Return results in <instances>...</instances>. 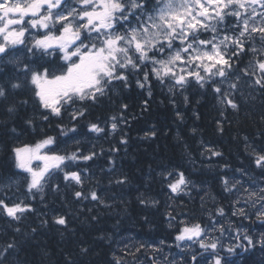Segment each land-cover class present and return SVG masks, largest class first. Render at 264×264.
Returning a JSON list of instances; mask_svg holds the SVG:
<instances>
[{"label":"trees","instance_id":"1","mask_svg":"<svg viewBox=\"0 0 264 264\" xmlns=\"http://www.w3.org/2000/svg\"><path fill=\"white\" fill-rule=\"evenodd\" d=\"M240 11L242 19L245 10ZM237 19L225 16L216 35H235ZM212 35L203 32L200 38ZM253 36L238 56L229 59L232 46L223 49L231 67L225 77H212L203 86L194 77L182 88L170 77L161 81L146 61L124 70L126 81L113 80L104 95H73L59 114L49 108L34 112L40 106L29 90L34 85L19 79L20 69L2 66L0 83L7 95L0 98V200L25 211L12 217L0 208V264H139L137 256L123 260L120 239L173 248L184 224L206 228L212 219L225 227L232 219L245 232L237 236L240 247L235 253L200 251L195 261L185 252V262L215 264L219 257L222 264H264V216H236L232 207L238 181L264 185V162L257 164L264 155V87L254 83L261 76L257 62L264 61V42L259 33ZM15 81L23 86L12 91L9 84ZM49 138L66 156L76 155L67 173L76 172L80 182L60 171L44 195L35 197L26 173L16 166L15 149ZM180 174L188 184L174 192L170 185ZM60 218L65 224L57 223Z\"/></svg>","mask_w":264,"mask_h":264},{"label":"snow or ice","instance_id":"2","mask_svg":"<svg viewBox=\"0 0 264 264\" xmlns=\"http://www.w3.org/2000/svg\"><path fill=\"white\" fill-rule=\"evenodd\" d=\"M240 9L245 10L242 19ZM225 16L238 18L233 28H239V31L233 36L216 35L218 25L222 24ZM133 20L135 24L132 27L120 31ZM57 24L59 36L53 34ZM30 29H44L46 32L27 48L28 54H33L35 49L39 53L38 59L21 69V58L16 52L20 50L18 46L25 45V36ZM209 31L214 34L211 38H200L203 32ZM255 33H259V39L264 42V0H248L247 6L244 0H155L154 4L152 0H126L125 3L121 0H0V65L20 69L35 86L33 91L39 102L56 114L60 113L62 102H70L74 94L80 99L85 95L93 99L97 93L104 95L105 85L112 80L126 81L124 70L138 69L146 61L152 64L153 74L161 81L170 77L176 86L182 88L188 77H194L203 86L212 77H225V69L231 67L222 47L226 50L232 46L231 59V56H238L243 51L244 41L253 40ZM165 50H168V55L158 59ZM252 51H256L255 47ZM39 61L44 63L39 64ZM257 63L261 76L254 83L264 87V61ZM201 70L204 76L200 74ZM0 73H3L2 67ZM4 75L7 77V74ZM147 78L145 73L144 79ZM22 86L19 81L9 84L12 91ZM229 87L236 88L237 85L230 84ZM85 89H88L87 93ZM214 90L220 92V88ZM6 95L7 90L0 83V98H6ZM227 102L233 108L237 107L231 100ZM92 127L97 132L102 131L95 125ZM116 127L113 123L112 128ZM52 142L51 138L45 140L32 153L27 148L15 149L16 166L31 174L29 189L40 184L48 171V161L54 162L53 167H58L66 159L64 156L38 154L41 147ZM33 158L44 160V168L33 170L30 166ZM76 158L73 154L67 159ZM91 158L83 157L85 160ZM262 162L264 155L257 159V164ZM69 175L80 182L76 172L66 174L65 178ZM183 184L185 180L180 174L178 182L170 187L175 192L181 190L180 185ZM75 195L79 197L81 193L76 192ZM91 196L92 199L97 198L95 193ZM0 205L12 217L25 211L19 204L9 207L3 200H0ZM57 223L63 225L65 220L60 218ZM183 231L184 235L178 236V240H191L200 237L202 232L198 225ZM245 239L252 243L250 237L245 236ZM200 247L215 250L218 244L201 241ZM192 260H196L195 255ZM215 264H222L221 258L217 257Z\"/></svg>","mask_w":264,"mask_h":264},{"label":"rangeland","instance_id":"3","mask_svg":"<svg viewBox=\"0 0 264 264\" xmlns=\"http://www.w3.org/2000/svg\"><path fill=\"white\" fill-rule=\"evenodd\" d=\"M122 3H125L126 0H121ZM246 6L248 3V0H244ZM155 3V1H154ZM43 14V10L42 13ZM214 23V21H212ZM135 24V21H132V24L125 25L124 27L120 28V31L123 32L125 28L132 27ZM59 25H56V29L53 30V34L59 36L60 31ZM46 30L39 29V30H32L30 29L28 33H26L25 36V45H20L18 48L20 49L18 52H16V55L21 58L22 61L26 63L25 54L27 52V48L31 47L34 39L36 38H42V36L45 34ZM219 36H224L222 33L219 32ZM208 50H210V46H208ZM33 51L36 52L34 49ZM223 51V47H222ZM166 53V52H165ZM131 55V53H130ZM159 59V58H158ZM211 63V62H209ZM151 64V63H150ZM153 67V66H152ZM23 67H21L22 69ZM178 68V66H177ZM176 68V70H177ZM179 70V69H178ZM177 70V71H178ZM191 70V69H189ZM113 83V80L110 84L105 85V90L107 89L108 85H111ZM85 92H88V89H85ZM75 95V94H74ZM63 103V102H62ZM44 142V141H43ZM43 142H40L36 144L35 146H27L25 148L29 149V152H35L37 145H42ZM65 150V149H64ZM63 149L60 147H57L54 142L48 145H44L39 149L38 154L41 156H64L66 159L63 163L59 164L58 167H53L52 164L54 162L48 161L49 164L48 171L45 172L44 176L40 180V184L37 186V188L29 189V192L33 194V196H39L43 193L46 186L50 184L51 180L55 178L57 172L61 171L65 175L69 174L67 173L68 168L70 167L71 163L69 162L70 159H67L68 156L64 154ZM44 160H36L32 159L30 162V166L33 168V170L39 171L40 169H43L45 166ZM67 166V167H66ZM64 168V169H63ZM26 176L29 179V185L31 183V174L28 173L26 170L22 169ZM184 178V177H183ZM67 179H72L69 175ZM180 179V178H179ZM178 179V180H179ZM176 180L175 183L178 182ZM185 180V179H184ZM240 184L237 183L236 180L233 181V184L237 185V187H241L237 189L233 196H234V203H233V213L236 216H241L243 214H246L248 216H251L252 212H255L258 214L259 217H263L264 215H261V213H264V185L261 183H255L252 185L246 180L238 181ZM187 184V181L185 180V184L180 185V189ZM29 193V194H30ZM21 206V205H20ZM13 207V206H11ZM1 209L7 210L3 208V205L0 207ZM22 208V206H21ZM19 213V212H18ZM215 220V221H214ZM226 221V220H225ZM228 226L222 225L219 221L216 219L211 220V224L206 227H200L202 230L200 237H194L193 239L189 240L185 238L184 240H179L178 244H175L173 248H170V246L164 244V243H153V242H143L139 241L138 239H135L134 237H124L118 241V250L121 252V257L123 260L130 261L132 259V256H137L134 258V260H137L139 264H190L189 262H185L184 256L186 251L190 254V257L192 258L193 255L198 256L199 252L204 251H213V252H221L222 250H229L231 249L232 252H236V249L240 247L236 243L237 236L240 235V233H245L244 231L239 232L238 229L232 224V219L227 220ZM214 222V223H213ZM218 223V224H217ZM194 225L191 224H185L182 227V234L184 235V229L185 228H192ZM223 237V238H222ZM204 242L206 244H210L212 242H216L218 244V247L213 250L211 248L205 249L200 247V242ZM229 244L230 246L226 245ZM189 249V250H188ZM124 253V254H123ZM126 254V255H125ZM132 254V255H131ZM139 256V257H138ZM157 257V258H156ZM159 257V258H158ZM162 258V259H161ZM208 262V261H207Z\"/></svg>","mask_w":264,"mask_h":264},{"label":"flooded vegetation","instance_id":"4","mask_svg":"<svg viewBox=\"0 0 264 264\" xmlns=\"http://www.w3.org/2000/svg\"><path fill=\"white\" fill-rule=\"evenodd\" d=\"M26 58H27V60L28 61H26V63L25 62H23L22 61V63H21V65H20V68L21 67H23L24 65H27V64H29L30 63V61H36L37 59H34L33 57H31V54H28L27 52H26ZM39 64H43L41 61H39ZM2 66H5V65H0V67H2ZM12 66V65H11ZM12 67H14V66H12ZM37 67H39V65H37ZM17 71H19V69H17ZM21 72V71H20ZM24 75V74H23ZM21 78V81H27V82H29V79L28 78H26L25 76H20L19 77V79ZM30 83V82H29ZM35 88V86L34 87H31L30 86V88H29V90L31 89V90H33V89ZM30 95H26V96H30V98H31V93L30 92H28ZM36 97V96H35ZM38 98V97H37ZM39 99V98H38ZM37 104V103H36ZM42 105V103H40V106L37 104V106H36V108H34L33 110H34V112H40V110H44V109H47V108H44L43 107V105ZM41 107V108H40ZM43 107V108H42Z\"/></svg>","mask_w":264,"mask_h":264},{"label":"bare ground","instance_id":"5","mask_svg":"<svg viewBox=\"0 0 264 264\" xmlns=\"http://www.w3.org/2000/svg\"><path fill=\"white\" fill-rule=\"evenodd\" d=\"M37 55V54H36ZM150 69V68H149ZM224 102V101H223ZM224 104V103H223ZM122 142V141H121ZM67 167V166H66ZM64 169V168H63ZM60 172V171H59ZM63 173V172H62ZM59 174V173H58ZM161 177V176H160ZM56 180V179H55ZM54 180V181H55ZM188 180V179H187ZM188 182V181H187ZM188 184V183H187ZM27 186H28V184H27ZM48 186V185H47ZM187 186V185H186ZM47 188V187H46ZM27 190V189H26ZM26 193H27V191H26ZM25 193V194H26ZM22 194V193H21ZM23 195H24V193H23ZM29 195V194H28ZM31 195H33V194H31ZM43 195H44V193H43ZM41 196H42V194H41ZM40 196V197H41ZM32 197V196H31ZM37 197V196H36ZM39 197V196H38ZM23 198V197H22ZM29 198V197H28ZM33 198V197H32ZM19 200V199H18ZM35 200V199H34ZM10 201V200H9ZM28 202H29V200H28ZM31 202V201H30ZM5 203V202H4ZM13 204V203H12ZM30 204V203H29ZM32 205V204H31ZM9 207H10V204H9ZM19 217H20V215H19ZM260 218H263V217H260ZM217 221H219L218 219H216ZM215 221V220H214ZM212 223V222H211ZM214 223V222H213ZM182 224V223H181ZM218 224V223H217ZM185 225V224H184ZM223 238V237H222ZM119 248V247H118ZM189 250V249H188ZM187 252V251H186ZM124 254V253H123ZM184 254V253H183ZM186 254V253H185ZM126 255V254H125ZM132 255V254H131ZM157 258V257H156ZM159 258V257H158ZM162 259V258H161ZM205 261H207V260H205ZM211 261V260H210ZM181 264V263H180Z\"/></svg>","mask_w":264,"mask_h":264}]
</instances>
